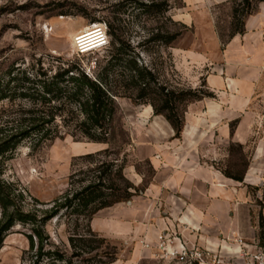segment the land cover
Wrapping results in <instances>:
<instances>
[{
    "label": "trees",
    "instance_id": "16d2710c",
    "mask_svg": "<svg viewBox=\"0 0 264 264\" xmlns=\"http://www.w3.org/2000/svg\"><path fill=\"white\" fill-rule=\"evenodd\" d=\"M125 2L140 11L138 18L145 17L146 36L135 46L122 20H107L111 50L104 61L96 63L93 75L87 73L80 61L63 63L61 59L52 77L42 67L35 74L30 73L35 67L30 72L11 67L0 75V103L21 101L28 107L9 116L6 122L0 121V251L11 230L19 225L29 229L25 236L33 264L116 263L117 248L95 233L91 223L99 212L145 194L156 175L148 162L150 170L141 185L126 177L128 161H121L118 153L132 144L128 133L119 129L122 143L115 146L118 100L129 99L136 105L152 107L154 115L163 117L171 126L174 139H181L189 106L216 99L205 81L199 88H187L167 80L163 74L166 69L177 76L171 49L189 31L186 25L168 16L170 1ZM232 4L227 40L218 29L225 46L245 34L247 19L264 0H232ZM140 52L152 58L150 66L142 63ZM237 124L238 121L232 123V133ZM65 136L108 148L78 157L66 192L51 204L32 198L16 183L3 178L4 164L24 141L32 140L39 147ZM239 149L243 151V146L239 145ZM249 165L247 162L244 171L234 173L213 164L224 177L241 184ZM248 192L260 208L257 222L254 215L253 222L257 227V244L264 248V191L248 186ZM55 220L66 221L70 252L53 243L46 230Z\"/></svg>",
    "mask_w": 264,
    "mask_h": 264
},
{
    "label": "crops",
    "instance_id": "0c3cea01",
    "mask_svg": "<svg viewBox=\"0 0 264 264\" xmlns=\"http://www.w3.org/2000/svg\"><path fill=\"white\" fill-rule=\"evenodd\" d=\"M203 1L184 0L188 7ZM214 44L210 58L192 52L186 62L199 67L210 62L212 75L205 83L216 99L189 106L181 139H174L168 123L162 131L154 127L147 138L135 136L138 159L150 161L154 181L131 206L107 209L114 217L103 221L104 226L92 221L100 233L113 227L117 237L137 242L127 262L114 264H166L156 249L161 235L173 240L169 248H199L226 260L238 261L241 251L258 248L253 222L257 206L248 186L264 191V4L247 19L245 34L221 52L217 39ZM235 121L239 123L232 134ZM250 139L255 147L244 183L227 179L213 164L225 157L230 143L246 146Z\"/></svg>",
    "mask_w": 264,
    "mask_h": 264
},
{
    "label": "rangeland",
    "instance_id": "374dc122",
    "mask_svg": "<svg viewBox=\"0 0 264 264\" xmlns=\"http://www.w3.org/2000/svg\"><path fill=\"white\" fill-rule=\"evenodd\" d=\"M125 1L127 0H0V75L11 67L29 72L35 67L31 74H35V71L42 67L48 72V77H52L56 73L59 59L63 63L80 61L87 73L93 75L96 63L104 61L111 50L112 39L108 33L107 20L113 17L122 20V25L128 30L135 46L146 36L143 30L146 26L145 17L138 18L140 11L135 9L134 4ZM148 1L140 0L145 3ZM169 1L171 9L168 16L175 22L186 25L189 31L171 49L177 76L169 74L166 69L163 74L167 80L174 83H180L187 88H199L205 77L212 75L210 62L199 67L190 61L186 62V55L195 52L210 58L215 48L214 39L219 43L220 52L224 49V41L220 40L218 29L227 40L231 33L232 0H204L201 4L191 7H188L184 0ZM95 26L106 31L107 46L94 53L79 56L73 36ZM140 54L142 63L150 66L152 58L143 52ZM195 79H200L197 87L192 85ZM118 105L115 146H121L122 137L119 129H123L128 133L132 145L120 152L117 150L118 157L121 161L127 159L125 175L139 186L143 183L144 175L148 176L150 169L147 163L150 161L138 159L135 136L147 138L154 127L162 131V124L168 122L161 116H155L150 106L136 105L129 99H119ZM23 107L28 108L26 103L21 101L14 104L8 101L0 103V121L6 122L9 116L19 112ZM156 120L161 121L156 123ZM158 123H161V126ZM239 145L241 144L230 143L224 149L225 157L215 164L224 171L230 170L234 173L244 171L246 163L252 160L255 139H250L246 146L241 145L243 151L239 149ZM107 148L106 145L76 141L71 136L47 141L39 147L32 140L24 141L12 159L4 164L3 178L16 183L32 198L51 204L66 192L75 160ZM139 179H142L141 183H138ZM142 196L144 194L139 197ZM132 203L133 200L124 205L131 206ZM255 210L254 220L257 222L260 208L257 207ZM112 214V211L106 209L99 212L93 220L104 226L103 221L108 217H114ZM65 223V220L60 222L55 220L47 225L46 230L53 243L70 252L69 234ZM91 228L111 246L117 248L116 263L128 261L136 241L117 237L113 227L105 234L94 230L92 223ZM28 233V228L19 225L11 230L0 251V264H33V254L28 252L29 242L25 236ZM163 262L175 264L165 260Z\"/></svg>",
    "mask_w": 264,
    "mask_h": 264
},
{
    "label": "built area",
    "instance_id": "2783aa9c",
    "mask_svg": "<svg viewBox=\"0 0 264 264\" xmlns=\"http://www.w3.org/2000/svg\"><path fill=\"white\" fill-rule=\"evenodd\" d=\"M75 49L79 56L99 51L107 46V33L99 26L90 28L78 34L75 38ZM173 240L164 235L159 236L156 249L161 253L162 261L175 264H264V248L258 246L254 252L241 251L238 261L226 260L208 250L199 248L188 249L182 245L181 249L169 248ZM146 249L151 246L143 243Z\"/></svg>",
    "mask_w": 264,
    "mask_h": 264
},
{
    "label": "bare ground",
    "instance_id": "6f19581e",
    "mask_svg": "<svg viewBox=\"0 0 264 264\" xmlns=\"http://www.w3.org/2000/svg\"><path fill=\"white\" fill-rule=\"evenodd\" d=\"M85 30L87 31V30H89V28H87V29H85ZM80 33H81V32H80ZM80 33H79V34H80ZM77 35H78V34H77ZM75 37H76V35L73 36V38H75Z\"/></svg>",
    "mask_w": 264,
    "mask_h": 264
}]
</instances>
